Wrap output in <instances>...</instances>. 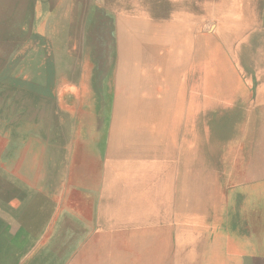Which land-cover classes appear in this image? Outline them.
Listing matches in <instances>:
<instances>
[{
    "label": "rangeland",
    "instance_id": "1",
    "mask_svg": "<svg viewBox=\"0 0 264 264\" xmlns=\"http://www.w3.org/2000/svg\"><path fill=\"white\" fill-rule=\"evenodd\" d=\"M67 1L0 0V173L52 177L30 222L85 209L59 175L104 159L111 123L149 171L83 213L105 223L72 264H264V0Z\"/></svg>",
    "mask_w": 264,
    "mask_h": 264
},
{
    "label": "crops",
    "instance_id": "2",
    "mask_svg": "<svg viewBox=\"0 0 264 264\" xmlns=\"http://www.w3.org/2000/svg\"><path fill=\"white\" fill-rule=\"evenodd\" d=\"M66 5H69V0ZM97 99L98 97L92 98L95 101ZM102 100L106 101L108 99L103 97ZM111 110L110 108V112ZM93 111V107L90 108V114L97 117L98 113L94 114ZM112 127L113 125L110 123V140L108 139L106 142V157L104 159L102 156L99 157V146L96 143L94 146L91 145L95 152L91 153L94 156H90L95 157L94 161L96 162L92 158L88 160L89 151H87L82 156V159L71 162L69 172L66 166L61 175H59V177L63 176L62 178L65 180H67L69 175L71 178L74 176L76 180L89 181V183L79 187L80 191L78 192L79 196L85 199V209L82 204H70L65 192L64 204L56 207L53 214L47 199L46 201L49 205H36V209L44 214L46 212V216H44L45 218L42 221L30 222L29 217L31 216L29 212L33 210L30 207L34 208L35 198L40 199L45 192L47 195L52 193L53 189L51 187L53 185L50 172L43 170L41 174H36L38 180L43 182V190L39 191H35V188L32 185L30 186L29 183L24 184L23 182L35 179L36 175L32 172L21 175L14 171L5 174L0 173L1 180L4 179L0 187V261H2V264L5 261L6 264H51V254H49L51 249L47 250V247L53 244L62 246L64 250L59 264H72L73 261L78 260V254H80L81 246L84 243L90 244L98 239L100 231L104 227V216H101V222L100 217L97 219V216H92L90 221L83 216V213L104 214L105 210L102 209L101 204L109 194L117 191L116 195L121 197L129 196L131 186L135 185L134 182L138 179L140 181L143 180L149 171L146 163L138 156L133 155L134 152L138 153L135 150L132 151L134 146H130L129 149L127 146L121 147L124 144L123 141H120L122 136L119 135V131H113ZM109 141L110 148L108 147ZM117 149L122 152L123 156L114 155V151ZM49 163L50 160L46 164L49 166ZM156 166L157 160L154 157V160H150L151 173L153 169H156L154 168ZM21 184H24L26 189H21ZM20 190L22 192L25 191L28 197L25 199V203H28L29 206L24 216L22 215L23 206L20 209V206L15 204L21 195L19 193ZM126 191L128 192L125 193ZM122 210L125 211L126 209L123 207L120 212ZM131 211L128 207V212ZM84 239L85 241H83ZM25 244L31 245V247L19 249V245L25 246ZM54 252L53 258L56 257L57 250H54Z\"/></svg>",
    "mask_w": 264,
    "mask_h": 264
},
{
    "label": "bare ground",
    "instance_id": "3",
    "mask_svg": "<svg viewBox=\"0 0 264 264\" xmlns=\"http://www.w3.org/2000/svg\"><path fill=\"white\" fill-rule=\"evenodd\" d=\"M108 85V84H107ZM93 91V90H92ZM107 93V92H106ZM115 93V92H114ZM98 96V95H97ZM99 98V97H98ZM98 101V100H97ZM101 103V102H100ZM101 105V104H100ZM103 106V105H102ZM102 108V107H101ZM109 220V219H108ZM106 221V220H105ZM107 222V221H106ZM105 223V222H104ZM110 237V236H109ZM108 237V238H109ZM106 244H108V243H106ZM108 247V246H107ZM104 249H105V247H104ZM104 249H102V251L104 250ZM108 249V248H107ZM107 249H106V251H107ZM110 256V255H109ZM102 257H103V254H102ZM108 257V256H107ZM87 259V258H86ZM108 260V259H107ZM102 261V260H101ZM106 261V260H105ZM104 262V261H103ZM86 263L88 264V262L86 261ZM106 263V262H105ZM89 264H91V263H89Z\"/></svg>",
    "mask_w": 264,
    "mask_h": 264
}]
</instances>
